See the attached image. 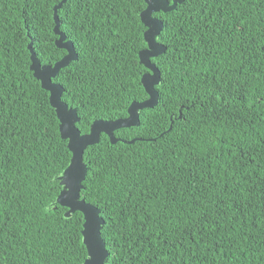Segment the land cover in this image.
I'll return each mask as SVG.
<instances>
[{
    "label": "trees",
    "instance_id": "16d2710c",
    "mask_svg": "<svg viewBox=\"0 0 264 264\" xmlns=\"http://www.w3.org/2000/svg\"><path fill=\"white\" fill-rule=\"evenodd\" d=\"M61 0H0V264H82L83 217L50 207L71 153L29 70L55 46ZM169 3L172 0H167ZM143 0H66L75 61L53 81L80 134L147 96ZM159 102L87 147L80 199L99 210L104 264H264V0H183L155 13ZM130 140H135L128 144Z\"/></svg>",
    "mask_w": 264,
    "mask_h": 264
},
{
    "label": "water",
    "instance_id": "95a60500",
    "mask_svg": "<svg viewBox=\"0 0 264 264\" xmlns=\"http://www.w3.org/2000/svg\"><path fill=\"white\" fill-rule=\"evenodd\" d=\"M65 1L66 0H61L53 7V32L58 37L55 41V46L58 49H63L66 54L52 66L41 65L29 45V70L32 72L33 77L39 81L41 88L49 94L48 99L50 106L54 109L56 118L59 122L58 128L60 137L67 142V148L71 153L69 164L59 176L55 178L59 183L61 190L50 207L58 205L65 208L66 211L63 214L65 218H70L75 212L82 214L83 223L81 237L82 244L86 250V259L82 264H104L105 259L108 256L104 241L100 234L104 221L99 217V210L97 208L86 203L83 199H80V191L83 188L82 182L85 179L87 171L86 165L83 163V154L87 147L96 145L99 142L101 134L108 137L110 144L120 142L119 139L114 137V132L119 129L137 127L139 125V112L144 109H152L158 104V93L154 87L160 82V73L155 65L151 63L150 59L163 54L166 48L158 42V37L163 28V24L152 15L158 12L167 13L173 11L183 0H172L171 3L167 0H143L145 7L140 12L139 19L145 30H147V33H145V31L143 33V41L145 43V34V38L149 41L150 46L139 51L138 59L139 64L148 72L144 73L140 79L141 86L147 98L142 102H132L127 108L126 118L114 121L96 120L90 125L89 132L83 135H81L79 130L75 127V124L78 122L76 109L69 108L61 101L60 97L63 89L59 84L52 82V79L56 76L48 77V85L41 79V74L45 70L48 72H55L57 75L60 69L67 67L70 62L75 61L77 58L72 43L66 41L64 35L59 31L57 11ZM157 27L158 31H154ZM153 43L156 44V46H154ZM152 51L153 53L159 51V54L153 55ZM53 88L55 91L52 90ZM62 112H70L73 114L70 125L61 118ZM69 131L70 134H66L69 133ZM134 141L135 140H130L125 143L132 144ZM73 148H75V151H73ZM90 220L91 224L89 223ZM90 228L94 230L92 236V250H89L86 237V235L89 234Z\"/></svg>",
    "mask_w": 264,
    "mask_h": 264
},
{
    "label": "snow or ice",
    "instance_id": "6c2138e0",
    "mask_svg": "<svg viewBox=\"0 0 264 264\" xmlns=\"http://www.w3.org/2000/svg\"><path fill=\"white\" fill-rule=\"evenodd\" d=\"M154 31H158V27L156 29H154ZM145 33H147V30H145ZM144 39H145V45L144 46H145V48H148L150 45H149V41L145 38V34H144ZM153 45L156 46V44H154V43H153ZM152 54L153 55H158L159 51H157L155 53H153V51H152ZM2 71H3L2 66H0V73H2ZM49 76H53L54 77V76H56V73L55 72H48L47 70H45L41 74V79L47 85H48V77ZM56 82H58V81H53V83H56ZM52 90L55 91L54 88ZM58 109H59V106H58ZM72 115L73 114L70 113V112H62L61 118L64 119L66 121V123H68L70 125ZM66 134H70V131H69V133H66ZM73 151H75V148H73ZM89 223L91 224V220L89 221ZM93 234H94V230L90 228L89 229V234L86 235L87 243H88V246H89V250H92V248H93V239H92Z\"/></svg>",
    "mask_w": 264,
    "mask_h": 264
}]
</instances>
